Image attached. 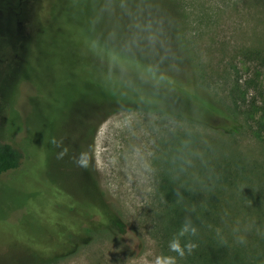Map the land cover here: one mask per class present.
I'll use <instances>...</instances> for the list:
<instances>
[{
	"label": "rangeland",
	"instance_id": "obj_1",
	"mask_svg": "<svg viewBox=\"0 0 264 264\" xmlns=\"http://www.w3.org/2000/svg\"><path fill=\"white\" fill-rule=\"evenodd\" d=\"M77 35L188 71L222 113L100 71ZM261 58L264 0H0V143L41 149L0 178V264H264ZM38 174L59 241L22 209Z\"/></svg>",
	"mask_w": 264,
	"mask_h": 264
},
{
	"label": "trees",
	"instance_id": "obj_2",
	"mask_svg": "<svg viewBox=\"0 0 264 264\" xmlns=\"http://www.w3.org/2000/svg\"><path fill=\"white\" fill-rule=\"evenodd\" d=\"M73 39L78 42V44L84 49L85 52L89 53L93 58L96 59L100 71L103 70V66H107L110 69L109 72L113 74L121 70H128L138 75L143 74L146 77V85L148 88H150V85L147 83H149L150 80L163 83L164 85L172 88L178 94H180V97L184 96L199 108H202L204 110L206 109L210 113L214 114L222 113L220 109H218L208 99L198 96L194 89L192 78L188 71H185V76L183 78H175L168 72L148 69L139 62H136L117 52H112V50L90 39H86L84 37L80 38V36L78 35L77 37L73 36ZM261 62L264 64V58H261ZM169 113L171 112L169 111ZM36 148L38 149V151L41 150L39 149L40 145L36 141H31L27 146L26 155L25 157H23V155L11 145L7 143H0V178H4L5 176H16L21 171H25L24 165L26 161H31L30 153ZM40 183H42L41 190L45 189L46 191L45 194L40 195L41 200L33 205L29 204L28 201L26 203L24 202L22 209L25 213L30 215L31 219H33L36 227L42 235H44L48 239L50 238V240L59 241L64 238L65 232L62 228L52 223L50 221V217L63 215L65 213V206L62 199L59 198V195L55 188H53V186L50 184L46 185V183L43 182L42 178L39 177V174L37 178L32 177V179H29L26 182L27 191L31 192L32 190H38L39 188L37 187H39ZM39 204H41V206H39ZM48 205L49 208H46ZM44 208H46V210Z\"/></svg>",
	"mask_w": 264,
	"mask_h": 264
}]
</instances>
